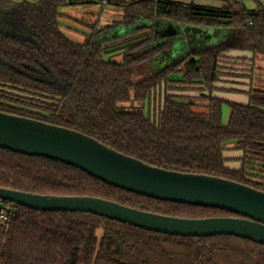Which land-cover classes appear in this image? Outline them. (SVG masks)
Here are the masks:
<instances>
[{
  "label": "trees",
  "instance_id": "1",
  "mask_svg": "<svg viewBox=\"0 0 264 264\" xmlns=\"http://www.w3.org/2000/svg\"><path fill=\"white\" fill-rule=\"evenodd\" d=\"M106 1L124 6L123 20L90 24L94 34L80 43L62 31L61 7L77 4L72 0H0V88L21 95L0 102V111L78 130L153 166L264 191L249 177L264 179V83L251 85L246 104L229 101L227 124L225 99L205 95L209 104L200 108L194 97L171 92L185 83L216 88L227 48L251 51L253 59L264 56V4L254 0L250 9L244 0H223L221 8ZM142 21L147 25L136 28ZM159 21L222 31L224 42L192 47L184 35L162 36ZM122 26L126 33L115 36ZM118 51L121 61L105 58ZM180 72L182 79L175 78ZM129 101L141 108L121 105ZM229 143L243 152L239 169L227 165ZM0 187L100 197L176 217L238 216L125 191L72 165L8 149H0ZM0 264H264V245L234 235L173 236L92 213L18 205L9 226H0Z\"/></svg>",
  "mask_w": 264,
  "mask_h": 264
},
{
  "label": "water",
  "instance_id": "2",
  "mask_svg": "<svg viewBox=\"0 0 264 264\" xmlns=\"http://www.w3.org/2000/svg\"><path fill=\"white\" fill-rule=\"evenodd\" d=\"M186 27L194 32L204 29ZM0 149L60 161L109 185L153 199L218 208L238 216L176 217L100 197L42 195L0 187V198L18 205L46 212L92 213L173 236L234 235L264 245V191L250 185L213 175L153 166L78 130L2 111Z\"/></svg>",
  "mask_w": 264,
  "mask_h": 264
},
{
  "label": "rangeland",
  "instance_id": "3",
  "mask_svg": "<svg viewBox=\"0 0 264 264\" xmlns=\"http://www.w3.org/2000/svg\"><path fill=\"white\" fill-rule=\"evenodd\" d=\"M28 1L37 2L38 0ZM244 1L250 9H254L257 6V2L254 0ZM259 1L264 4V0ZM72 2L77 4H69L61 7V12L65 15L61 18V21L62 31L76 42L83 43L89 36L94 34V29L90 26V24L96 22L99 26H108L114 24L115 22H119L124 18V6L119 4L110 3L106 0H72ZM145 25H147L146 21H142L135 27H144ZM156 26L158 27L157 31L164 36L171 34L184 35L187 42L192 45V47L200 45L207 46L210 44L218 45L224 42L225 32H218L215 29H199V32H194L188 31L186 26L177 27L174 23L165 21L156 22ZM126 30L127 28L125 26L118 27L115 36L124 35ZM142 34L143 33H138L136 34V37L141 36ZM235 50L238 49L227 48L222 52V56L220 58V74L217 76L218 79L219 77H222V89H219V84L217 83L220 81L217 80L215 82V84H217L215 85L216 88L213 89H210L211 87L200 88L203 87L204 84H195L198 86V88H195V86L185 83L180 84V86L187 87L190 85L193 88L183 89L180 87L172 89L171 92L194 97V102L200 108H205V106L209 104L208 98L203 97L205 95H212L225 99L226 102L223 105V122L224 124L229 123L231 114L229 101L246 104L249 97L248 90L251 85H261L264 83V60L259 58H240L228 54L230 53L228 51ZM105 58L121 61L123 59V53L122 51L114 52L106 55ZM261 67L263 69H261ZM175 78L182 79V73L180 72L176 74ZM12 95L21 96L20 94L11 91L8 87L0 88V102L13 103L7 98ZM121 105L131 109L141 108V105L134 101L125 102ZM144 111L148 114V106H146ZM226 151L227 155H230L228 157V163L232 166V168L239 169L242 165L241 158L243 157V152L235 147V143H229ZM249 177L251 181L264 184V179L261 177Z\"/></svg>",
  "mask_w": 264,
  "mask_h": 264
},
{
  "label": "crops",
  "instance_id": "4",
  "mask_svg": "<svg viewBox=\"0 0 264 264\" xmlns=\"http://www.w3.org/2000/svg\"><path fill=\"white\" fill-rule=\"evenodd\" d=\"M14 1H16V0H14ZM19 1H23V0H19ZM170 1L182 2V3H186V4L194 3V4L200 5V6H208V7H215V8H221V7H223L225 5L223 0H170ZM175 25L177 27L182 26V25L176 24V23H175ZM235 49H238V50L228 51V52H230L228 54H230L232 56H235V57H240V58H249L250 59V58L254 57V54L251 51L242 50V49H239V48H235ZM257 58L264 60V56H258ZM261 69H263V68L261 67ZM218 81H220L219 83H217V84H219L218 85L219 89H222V77H219ZM217 84H215V85H217ZM195 87L198 88V86H195ZM233 88H235V87H233ZM249 90H248V92H249ZM248 100H249V97H248ZM226 152L227 151L224 152L225 156L229 157L230 155H227ZM227 165L229 167H232L228 162H227Z\"/></svg>",
  "mask_w": 264,
  "mask_h": 264
},
{
  "label": "built area",
  "instance_id": "5",
  "mask_svg": "<svg viewBox=\"0 0 264 264\" xmlns=\"http://www.w3.org/2000/svg\"><path fill=\"white\" fill-rule=\"evenodd\" d=\"M18 204L0 198V226L8 227L16 215Z\"/></svg>",
  "mask_w": 264,
  "mask_h": 264
}]
</instances>
